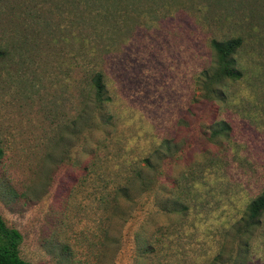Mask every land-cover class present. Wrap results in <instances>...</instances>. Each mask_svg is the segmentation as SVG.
<instances>
[{
  "label": "rangeland",
  "instance_id": "rangeland-1",
  "mask_svg": "<svg viewBox=\"0 0 264 264\" xmlns=\"http://www.w3.org/2000/svg\"><path fill=\"white\" fill-rule=\"evenodd\" d=\"M236 36L232 80L209 41ZM0 150L31 264H234L264 186V0H0ZM247 240L264 264V215Z\"/></svg>",
  "mask_w": 264,
  "mask_h": 264
},
{
  "label": "trees",
  "instance_id": "trees-1",
  "mask_svg": "<svg viewBox=\"0 0 264 264\" xmlns=\"http://www.w3.org/2000/svg\"><path fill=\"white\" fill-rule=\"evenodd\" d=\"M209 45L214 52L220 55L222 58L219 75L223 76L227 79H237L240 77V71L235 66V62L233 59V54L240 45L239 37H231L224 40H217L212 38L209 41ZM94 92V99L97 102H101L106 99L103 97V93L105 91L102 75L100 72H96L91 77V86ZM229 126L225 122H221L217 125L216 128L212 131L213 134L219 135L222 134L225 130H228ZM168 149V148H166ZM1 155V150H0ZM148 160L145 158V161ZM121 191L122 196H127L126 185H116L112 190H110L113 195L111 199L113 201L116 200L117 191ZM126 198V197H124ZM264 215V186L256 194L253 198H251L246 204L242 215L239 217L235 225L237 227V246L235 251V262L234 264H245L247 257V246L248 240L247 238L252 234L253 230L256 229L260 225V219ZM238 230L240 232H238ZM100 235L106 237V232L103 227H100ZM245 235H247L245 237ZM149 236H147V242L140 243L138 241L137 233H134V242H135V250L137 249V256L148 255L151 252V244L149 240ZM21 236L18 230L12 226H8L4 221L3 217L0 214V264H31L30 262L24 260L19 255V244H20ZM103 241H97L92 246L95 249L94 258L98 257V254L101 252ZM64 258H66L64 256Z\"/></svg>",
  "mask_w": 264,
  "mask_h": 264
}]
</instances>
